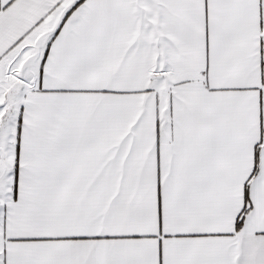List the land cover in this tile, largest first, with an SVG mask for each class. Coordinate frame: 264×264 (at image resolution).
<instances>
[{"label":"snow or ice","instance_id":"1","mask_svg":"<svg viewBox=\"0 0 264 264\" xmlns=\"http://www.w3.org/2000/svg\"><path fill=\"white\" fill-rule=\"evenodd\" d=\"M0 264H264V0H0Z\"/></svg>","mask_w":264,"mask_h":264}]
</instances>
